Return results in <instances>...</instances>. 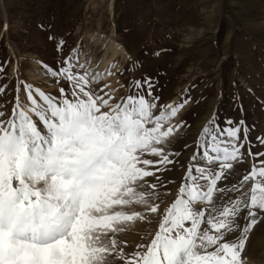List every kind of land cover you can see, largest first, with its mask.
Returning a JSON list of instances; mask_svg holds the SVG:
<instances>
[{
    "label": "snow or ice",
    "instance_id": "1",
    "mask_svg": "<svg viewBox=\"0 0 264 264\" xmlns=\"http://www.w3.org/2000/svg\"><path fill=\"white\" fill-rule=\"evenodd\" d=\"M81 51L59 70L43 65L57 84L67 82L58 96L24 83L11 116L0 111V264H245L248 235L264 213V160L238 183H222L244 161L243 121L207 122L175 200L161 213L169 193L146 178L159 182L157 172L174 163L166 146L184 126L172 121L188 101L160 105L150 78L116 100L97 90L105 73L81 61ZM248 155L264 153L253 154L249 143ZM137 205L160 219L150 242L129 255L117 234L130 222H152Z\"/></svg>",
    "mask_w": 264,
    "mask_h": 264
},
{
    "label": "rangeland",
    "instance_id": "2",
    "mask_svg": "<svg viewBox=\"0 0 264 264\" xmlns=\"http://www.w3.org/2000/svg\"><path fill=\"white\" fill-rule=\"evenodd\" d=\"M92 35L101 36L100 42ZM106 39L123 47V54L112 59L116 70L109 67L111 80L101 79L97 90L103 88L120 100L132 94L135 80L150 78L160 105L188 101L172 121L184 126L166 146L174 153L169 157L174 163L157 172L159 182L146 178L157 184V191L169 193L161 196V213L175 200L197 151V137L211 118L221 127L227 120L237 125L243 121L241 140L246 127L251 152L264 153V0H0V87L4 88L0 111L7 113L3 119L12 114L18 87L20 97H25L24 83L56 96L60 87L68 88L66 81L57 84L49 77L43 65L59 70L78 48L81 61L91 62L103 54ZM61 40L64 44L58 51ZM143 93L147 96V87ZM249 143L241 149L244 161L229 177L237 178L235 182L264 160L248 155ZM150 167L155 171L160 166ZM250 186L251 182L245 187ZM133 207L144 212L141 206ZM144 214L151 223L130 222L117 234L126 254L149 243V233L158 230L160 216ZM258 215L242 259L257 256L258 243L264 239V213Z\"/></svg>",
    "mask_w": 264,
    "mask_h": 264
},
{
    "label": "bare ground",
    "instance_id": "3",
    "mask_svg": "<svg viewBox=\"0 0 264 264\" xmlns=\"http://www.w3.org/2000/svg\"><path fill=\"white\" fill-rule=\"evenodd\" d=\"M92 38L95 40L96 43H98V41L101 39V36H98V35H92ZM103 40V39H102ZM101 40V41H102ZM100 42V41H99ZM102 45V44H101ZM88 48V46H87ZM123 48V47H122ZM122 48L117 45L115 42H113V40L111 39H106L103 43V46H102V50H103V54L100 55V56H97V58L93 57L94 56V52L92 51H89L92 55V60H91V65L94 67L95 66V70L97 72H101V73H105L104 77H103V80L104 82H106V80H111L109 78H112V75H107V71L110 69L109 67L112 66V65H115V64H112L113 62V58L118 54V53H122L123 54V50ZM88 50V49H87ZM86 50V51H87ZM88 52V53H89ZM99 55V53H98ZM90 56V57H91ZM117 64V62H114ZM117 66L113 67L114 69L116 68ZM116 70V69H115ZM114 70V71H115ZM113 72V71H111ZM37 75V74H36ZM37 77V76H35ZM109 83V82H107ZM234 180H237L236 179H231L229 178L228 181L226 182H222V183H227L229 185L233 184V183H238V182H235ZM163 183V182H162ZM171 193V192H170ZM233 196V198H235V195L236 194H231ZM245 223V222H244ZM136 226V225H135ZM138 226V225H137ZM136 226V230H138ZM143 238V237H142ZM140 238V239H142ZM138 240V239H137ZM259 244V251H258V254L257 256H255L254 258H250V257H247L244 260L245 264H264V239H262L261 243H258ZM133 245V244H132Z\"/></svg>",
    "mask_w": 264,
    "mask_h": 264
}]
</instances>
